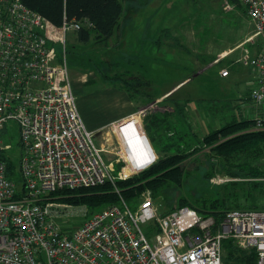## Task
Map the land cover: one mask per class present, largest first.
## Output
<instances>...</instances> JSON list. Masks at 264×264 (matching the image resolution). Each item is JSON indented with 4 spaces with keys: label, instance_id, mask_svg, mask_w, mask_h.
<instances>
[{
    "label": "built area",
    "instance_id": "built-area-1",
    "mask_svg": "<svg viewBox=\"0 0 264 264\" xmlns=\"http://www.w3.org/2000/svg\"><path fill=\"white\" fill-rule=\"evenodd\" d=\"M238 1L254 24L249 43L264 39V0ZM81 28L92 24L64 19L55 27L20 0H0V136L7 122L17 125L16 171L22 180L19 194L18 182L8 175L10 158L3 153L10 146L0 139V264H223L226 240L254 251L253 264H264V210L228 211L217 222L190 207L162 214L146 192L134 208L119 196L118 204L80 225L58 224L60 218L86 216L87 210L74 212L58 204L53 201L62 197L57 192L107 183L119 195L116 181L136 176L156 161L151 144L132 152L123 134L128 122L147 137L137 114L108 126L115 139L111 144L103 138L97 146L95 132L84 125L66 64L67 36ZM238 63L254 75L252 103L264 107V47L257 54L243 47ZM228 75L227 69L220 71L221 77ZM252 119L254 128H260L259 117ZM106 154L122 164L118 172L107 163ZM139 157L148 159L143 167L136 165Z\"/></svg>",
    "mask_w": 264,
    "mask_h": 264
},
{
    "label": "rangeland",
    "instance_id": "rangeland-1",
    "mask_svg": "<svg viewBox=\"0 0 264 264\" xmlns=\"http://www.w3.org/2000/svg\"><path fill=\"white\" fill-rule=\"evenodd\" d=\"M138 1L143 2L144 0ZM148 1L150 4L147 6L143 15L158 14L160 16H168L165 17L168 18V20L164 23H166L167 27H169L171 32L170 34L177 39L180 45L185 47L190 53L192 52L191 54L182 47L176 46V40L173 42L169 40L168 43L171 45H168L162 32L158 33L159 30H152L147 33V38L149 39L148 41L152 38H160L161 43L158 46L147 45L145 41H143L144 44L142 46H137L139 42L134 36H132L130 39H133L134 42H131L133 44L129 47L130 50H128V52H126L123 56L120 54H113L112 60H109L111 57L109 53L104 56H96L95 52L88 50L90 48L83 47L81 44H78V46L73 45L74 42L72 39L75 34H71L68 35L66 39V64L68 71L72 68L89 69L90 65L86 63L88 58V61L90 59V62L96 64L98 68L96 71L98 74H106V76H108L109 84H115L126 89L125 80L137 79L138 82L139 79V81L144 82V85L139 90L146 92L149 96H152L173 87L180 77L192 73L198 67L197 65L201 63L203 58L206 59L209 56H214V50L217 51L219 48L223 49L224 47L231 45L232 41L235 39H241L247 31H254V24L247 18L243 9L240 6H237V0H234L232 3L233 7L236 9L233 11L234 13L232 12V14H225L221 11V1L219 2V0ZM120 2L124 8V14L130 13L134 8V0H120ZM126 9H128L127 12ZM193 28H195L197 32H195ZM119 35L120 32L119 34L115 33V41L119 40ZM114 40L109 42H115ZM255 40L257 43L252 45H256L257 49L255 50L259 51L262 49V47H260L262 46L260 41L263 39L258 37L255 38ZM91 42L94 41L92 40ZM171 46H173V48ZM55 49L57 54L60 55L62 52L61 45L58 44L55 46ZM197 54V59L199 60L196 59ZM102 62L106 63L102 64ZM122 66L123 68H121ZM242 67L246 69V72H248V69L245 66ZM204 69L205 70L202 74H199L198 78L191 79L190 83L184 86V88L176 94L178 97H188L186 101H183L180 104L181 106H187V108L190 109V112H188L189 116L186 117V124L190 130L196 132V139H201V136L206 135L208 130L219 127L225 122L233 119V117H239V115L242 114V105H240L237 100L243 97V90L247 87V85H245V79L240 77L243 75L245 71L244 69H240L239 71L234 70L231 73V76L227 79L230 84H234V86L231 87L229 84H221L217 80L216 73L219 70L217 65L212 67L209 66ZM123 72H127V74H123ZM237 72H239V74ZM130 76L134 77L129 79L131 78ZM239 77L243 79L240 83ZM233 79H237V85H235ZM103 83L108 84V82L105 81ZM92 85H100V83L96 82ZM227 88L230 89L227 90ZM132 97H134L133 101L135 104L134 113L140 117L142 114L146 116V113L150 110L153 111L154 109H159V105H164V98L153 102L154 105H152V101L145 100V98L142 99L140 92L135 90ZM260 109L262 110L264 107H261ZM159 110H164V113L167 114L170 111V108L168 111L166 107L161 106ZM179 121L177 120V125H180ZM143 125L145 129V122H143ZM149 127L151 130H147V136L149 137V133H151L155 138L153 148L160 153H162V150L166 151L163 147V142L160 140L161 138L156 137L155 130L152 126ZM253 129L254 130L252 131L264 130V128H262V124L260 128ZM0 139L4 145L10 146V149L5 150L3 153L7 155L10 160H12L18 170L20 146L17 125L13 122H7L5 124V130L1 133ZM185 139H188L189 141L190 136H186ZM107 140L109 144L115 141V139H113V135L111 136L110 133L107 134ZM94 142L97 146L99 145L97 137L94 138ZM188 145L195 147V145L198 144L192 137ZM183 147H185V149L187 148L185 145H183ZM197 156L198 155L194 154L190 159H188L187 156L185 157L188 159V163H185L187 165L184 164V166L186 171H189V176L183 180L180 188H177L176 186H169L163 187L159 190L158 196L160 197L161 203L159 199L157 202V199L153 200L156 204H158L157 206L160 211L164 212L171 208L180 206L176 203L180 197H183L189 202L216 198L219 196L215 194L218 192L217 189H220V193H223V196L228 199L226 201L228 203L227 207L235 208L236 206L230 202L229 198L234 194H238L239 196L237 197L240 198V192L249 190L248 186H246L245 183H242L248 180L228 177L223 169L218 171V168L210 167V175L208 174L207 176L206 174L208 170L204 164V158L199 157V163H195V161H193L197 158ZM104 158L107 163L110 162L112 164L114 172H118L120 170V164L118 162L115 163L116 157L106 154ZM158 158L159 156H156V161ZM255 162H261V164H263L264 159ZM258 180L261 179L259 178ZM232 181L239 182L244 186L239 187L240 189H238V187H232V185L229 184V182ZM20 187V184H17V193L19 194L21 193ZM146 192L151 191H149V189H144L138 197H134L132 201H130L129 206L131 208L137 206L142 199L141 196ZM211 193H214L213 196L211 198H207ZM255 194L256 205H263L264 193L262 195L259 193ZM54 198L55 197L53 196L50 197V199ZM53 201L66 207L73 208L74 212H77V210H80L82 207L56 200ZM249 204L250 201L247 205ZM89 216H91V214H89V211L87 210L86 216L79 215L75 218H60V220H58V224L62 228H71L72 226L80 225L87 220ZM211 217L214 218L213 216ZM217 221L220 220H216V222ZM232 243L235 245L234 242ZM235 246L240 251L245 252L247 256H251V249H241L237 245ZM245 264H250V262L246 261Z\"/></svg>",
    "mask_w": 264,
    "mask_h": 264
},
{
    "label": "trees",
    "instance_id": "trees-1",
    "mask_svg": "<svg viewBox=\"0 0 264 264\" xmlns=\"http://www.w3.org/2000/svg\"><path fill=\"white\" fill-rule=\"evenodd\" d=\"M20 1L26 8L36 12L55 27H60L64 19L67 21L87 20L90 22L92 28H81L75 33L77 42L82 45L89 44L91 40L96 44L106 43L112 38L114 32L118 31L120 19L125 15L120 0ZM229 1L233 3L234 0ZM237 2V6H240L238 0ZM229 11L233 12V8ZM222 12L224 13V11ZM240 66L243 65L240 64ZM123 74H127V72H123ZM103 77L108 80L106 75H103ZM130 77L129 79L133 78L132 76ZM125 84L126 89H122L129 93L132 100H134V97H132L134 90L140 92L142 99L145 98L148 101H153L158 96L157 93L149 96L146 92L139 90L144 85V82L139 81V79L138 82L137 79L125 80ZM118 87L121 88L120 86ZM249 94L248 99L251 101ZM165 103L164 107L168 106V108H171L169 112L166 111L168 112L167 115H165L163 110H159V112H153L149 117L147 116L144 119L146 132L147 130H151L149 126H152L155 130L156 137L161 138L160 140L163 142V147L166 150H162V153L156 150L159 156L156 162L136 176H132L126 180L116 181L115 187L119 195L114 192V188L110 184L106 183L91 189L75 191L63 190L57 192V195H62L58 200L60 202L85 207L91 215L109 205L118 204L119 196L130 204V201L134 197H138L144 189H149L152 198L157 199V202L158 199L160 200L158 194L161 188L169 186L181 187L183 180L189 176V171H186L184 164L188 163V159L195 154L198 155L193 160L195 163L200 162L198 160L199 157L204 158V164L208 170L207 176L210 167L218 168V171L223 169L228 177L248 180L242 183H245L249 190L240 192V198L237 197L239 196L238 194H234L229 198L230 202L236 206L235 208L227 207L228 203L226 201L228 199L223 196V193H220V189H217L218 192L215 193L219 196L213 199L189 202L183 197H180L176 201L180 206L176 208L190 207L195 209L200 215L205 217L213 216L216 220H221L226 212L232 210H264V204L258 206L255 202V193H259L260 195L264 193V163L255 162L264 159V130L252 131L255 126L254 119L243 117L240 114L239 117H233V119L225 122L221 126L208 130L206 135L201 136V139H196V132L190 130L186 124L187 119L184 114V107L181 106L180 102L171 98V100H167ZM173 116L174 118L171 119ZM258 117L261 120L262 128H264V113L259 114ZM177 120H180V125L176 124ZM186 136H190L189 141L193 137L198 145H195V147L188 145L189 141L185 139ZM149 138L154 146L155 138L151 133H149ZM183 145L187 148L185 149ZM186 156L188 159L185 158ZM6 162L9 177H14L18 184L22 186L21 177H19L16 171L17 166L12 160L7 159ZM121 166L122 164L120 163ZM259 178L261 180H258ZM229 184L232 187H238V189L244 186L236 181L229 182ZM20 188L22 190V187ZM213 194L211 193L207 198H211ZM249 201L250 204L247 205ZM173 209L175 208L161 212L165 214ZM222 247L224 251V257L222 258L223 264H245L246 261L253 264L255 262L256 254L254 251H251V256H247L231 240L224 241Z\"/></svg>",
    "mask_w": 264,
    "mask_h": 264
},
{
    "label": "crops",
    "instance_id": "crops-1",
    "mask_svg": "<svg viewBox=\"0 0 264 264\" xmlns=\"http://www.w3.org/2000/svg\"><path fill=\"white\" fill-rule=\"evenodd\" d=\"M149 4L150 3L148 0H144L143 2L134 0V8L132 9L130 13H126L125 15L122 16V18L120 19V23H119V29L118 31L114 32V35L115 33L119 34L120 32L119 40L115 41L114 40L115 36L113 35L114 37L112 36V38L108 40L106 43L96 44L94 42H91L92 41L91 40L90 45L89 44L87 45L81 44V45L83 47L90 48L88 50L91 52H95L96 56L98 55L104 56L107 53H109V55H111L109 60H112L113 54H120L123 56L126 52H128V50H130L129 47H131L133 44L131 42H134L133 39H130L132 38V36H134L135 39L138 40L139 43L137 46H142L144 44L143 41H145L147 45L158 46L161 43L160 38H152L150 39V41H148L149 39L147 38V33L152 30H159L158 33L162 32L167 43L169 40L172 42L176 40L177 42L176 46L182 47L184 50L190 53L185 47L179 44V42L174 36L170 34L171 32L169 30V27H167V24L164 23L165 21L168 20V18H165V17H168V16H160L158 14L143 15V13L145 12ZM220 5H221L222 11H224L225 14H232V12L226 11V6L233 8V11H235L233 4L229 0H221ZM193 30L197 32L195 28H193ZM253 34H254L253 30L247 31L246 34L241 37V39H238V40L235 39L234 41H232L231 45H228L224 47L223 49L219 48L217 51L214 50V53H213L214 56H211V57L207 56L208 58L206 59L203 58L201 63L197 65L198 67L192 73L190 74L188 73L189 75H184L180 77L177 83L173 87L163 90L160 93H157L158 96H156V98L152 101V105H154L153 102H156L157 100L162 99V98H164V101H163L164 105L166 104L165 102L167 100H171V98L173 100H177L180 103L183 101H186L188 97H178L176 94L182 88H184V86L189 84L191 79L198 78L199 74H202L203 71L205 70L204 68L217 65L219 67V70L216 73L217 80L221 84L223 83L229 84L230 87L234 86V84H230L227 80L231 76V73L234 70H238V71L240 69L245 70L243 75H241L240 77L245 79L244 81L246 82L245 85H247V87L244 88L243 90V94H244L243 97L237 100L238 103L242 105L241 115L243 117L253 118L255 116H259V114L264 113V109L261 110L260 108H257L248 99L249 91L254 86V83H255L254 75L249 71V69H248V72H246V69L240 66V64L238 63V59L240 58L241 50L243 47L247 48L252 54H257L260 51V50L259 51L255 50L257 49L256 45L254 46L251 43H249L250 42L249 39L253 36ZM72 40L74 42L73 45L78 46L79 43L76 40V36H74ZM112 40H114L115 42L110 43L109 41H112ZM256 43L257 41L254 40V44ZM92 44H95V45H92ZM260 44L262 45L260 47H262L263 49L264 39L260 41ZM168 45H171V44L168 43ZM171 47L173 48V46ZM197 58H198V54L196 55V59ZM86 63L90 65L89 69L72 68L69 71V74L71 77V88H72V92L76 99L77 111L84 125L87 127L88 130L95 132V137L98 138L99 144H102L103 138L107 140V134L110 133L112 136V132H110L108 126L112 123L125 120L131 115L135 114L134 113L135 104L127 91H125L122 88H119L116 85L109 84V81H107L105 77H103V75H106V74L97 73L96 70H98V68L96 64H93L92 62L88 61V58H87ZM105 63L106 62H102V64H105ZM121 68H123V66ZM222 69H228L229 71V75L225 78L220 77V71ZM237 73L239 74V72ZM240 77H239V83L241 80H243ZM236 80L237 79H233V82H235V85H237ZM104 81L108 82V84L103 83ZM96 82H99L100 85H92ZM228 89L230 88H227V90ZM164 105H161V106L164 107ZM161 106L160 105L158 106L159 109L161 108ZM166 108L169 111L168 106ZM159 109H154L153 111L150 110L149 112L146 113V116H141L140 120H141L142 125H143L144 119H146L147 116L149 117L150 114L153 112H158ZM188 112H190V109H188L187 106L184 107V114L186 117L189 116ZM173 118L174 116L171 119ZM124 125L125 126H123L122 131H123V134H125L129 138L128 144L131 147L132 152L139 151V150H145V148H147L148 146L151 147L152 143L150 141V138L147 136L149 139L148 140L147 137L144 138L140 136L138 128H136L134 124L127 122V124H124ZM145 133L147 135L146 131ZM120 137L122 138L121 134H120ZM122 142L124 145V142H125L124 139ZM125 149L126 151L129 152L126 146H125ZM154 152L155 154H157L156 150ZM156 156H158V154ZM147 162H148L147 158L139 157L136 161V165L139 167H143L144 164H147Z\"/></svg>",
    "mask_w": 264,
    "mask_h": 264
}]
</instances>
